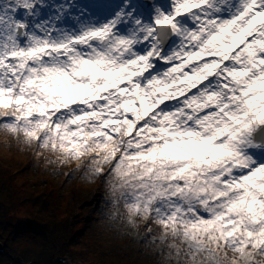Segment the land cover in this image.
Here are the masks:
<instances>
[{
	"label": "snow or ice",
	"instance_id": "6c2138e0",
	"mask_svg": "<svg viewBox=\"0 0 264 264\" xmlns=\"http://www.w3.org/2000/svg\"><path fill=\"white\" fill-rule=\"evenodd\" d=\"M0 131L166 264H264V0H0Z\"/></svg>",
	"mask_w": 264,
	"mask_h": 264
},
{
	"label": "trees",
	"instance_id": "16d2710c",
	"mask_svg": "<svg viewBox=\"0 0 264 264\" xmlns=\"http://www.w3.org/2000/svg\"><path fill=\"white\" fill-rule=\"evenodd\" d=\"M49 159L0 131V264H54L65 254L85 264H166L155 225L149 233L112 218L107 177Z\"/></svg>",
	"mask_w": 264,
	"mask_h": 264
},
{
	"label": "rangeland",
	"instance_id": "374dc122",
	"mask_svg": "<svg viewBox=\"0 0 264 264\" xmlns=\"http://www.w3.org/2000/svg\"><path fill=\"white\" fill-rule=\"evenodd\" d=\"M111 1V2H110ZM116 0H77V2L78 3H94V4H96V3H99V4H104V3H107V4H113V2H115ZM54 2H56V3H58V2H60V0H54ZM109 2V3H108ZM119 2V1H118ZM117 2V3H118ZM140 4H143V5H147L146 4V0H139L138 1ZM153 2V0L151 1V3ZM150 3V4H151ZM13 184V182H11V184L10 185H12ZM10 185H7V187L9 186V188L8 189H11L12 187L10 186ZM60 258H62V257H60ZM64 261H61V262H59L58 264H66V262H67V264H85L82 260H80L79 258H77V257H72V256H70V255H68V254H65L64 256H63V258H62Z\"/></svg>",
	"mask_w": 264,
	"mask_h": 264
},
{
	"label": "water",
	"instance_id": "95a60500",
	"mask_svg": "<svg viewBox=\"0 0 264 264\" xmlns=\"http://www.w3.org/2000/svg\"><path fill=\"white\" fill-rule=\"evenodd\" d=\"M2 251V243L0 242V252ZM64 261L62 258L57 257L54 261V264H58L59 262ZM67 264V262H66Z\"/></svg>",
	"mask_w": 264,
	"mask_h": 264
},
{
	"label": "bare ground",
	"instance_id": "6f19581e",
	"mask_svg": "<svg viewBox=\"0 0 264 264\" xmlns=\"http://www.w3.org/2000/svg\"><path fill=\"white\" fill-rule=\"evenodd\" d=\"M118 1H119V0H116L115 2H113V4H114V3H117ZM110 2H111V1H110ZM108 3H109V2H108Z\"/></svg>",
	"mask_w": 264,
	"mask_h": 264
}]
</instances>
